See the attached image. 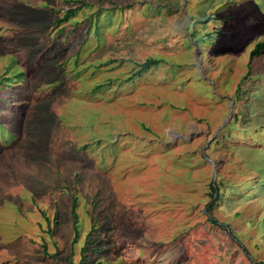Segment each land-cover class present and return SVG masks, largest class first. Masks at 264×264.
<instances>
[{
  "label": "rangeland",
  "instance_id": "1",
  "mask_svg": "<svg viewBox=\"0 0 264 264\" xmlns=\"http://www.w3.org/2000/svg\"><path fill=\"white\" fill-rule=\"evenodd\" d=\"M263 38L264 0H0V264H264Z\"/></svg>",
  "mask_w": 264,
  "mask_h": 264
},
{
  "label": "trees",
  "instance_id": "2",
  "mask_svg": "<svg viewBox=\"0 0 264 264\" xmlns=\"http://www.w3.org/2000/svg\"><path fill=\"white\" fill-rule=\"evenodd\" d=\"M70 11H71V9L67 10L61 17L56 19L55 23L60 24L61 22H64V21L68 20L71 17ZM193 35L195 37V32H193ZM204 36H209V33H204L200 37H195V42H198L201 38H204ZM263 50H264V38L254 44L253 48L249 52V58L251 59L255 55H257L260 52H262ZM160 62H161V58L147 57L144 61L138 63V68L135 71V76H138L141 73L143 74L144 72L150 70L152 67L158 65ZM250 73H251V69H250V66L248 64L246 77ZM240 91H241V87H240V83H238V85L236 86V97L237 98L240 96ZM210 188H211V193H210V203L207 205L208 209H210L211 206L213 205V203H215L219 199V197H221L219 182L217 184L214 183V182H211L210 183ZM75 207H76V201L72 197L71 198V207H70L72 221H73V231H72L73 233H72V238L70 240L72 246L76 242L77 235H78V232H79V230L77 228L78 224H77V214H76V211H75ZM208 220L211 223H214V224L217 223V221L213 217H209ZM91 242H92V240L90 239V235L89 234L87 235V233H86V236H85L84 240L82 241L81 250L79 252V258H80L79 259V264L80 263L81 264H89L90 263V256L89 255H90V253L92 252V249H93V248H91V246H92ZM237 243H239V245L242 246L243 249H245L243 243L240 240H237ZM72 250H73V247L71 248V252H70L71 255H72ZM93 251L97 252L96 250H93ZM72 261H73L72 259H69L68 263H66V264H75ZM97 262H99V261H97Z\"/></svg>",
  "mask_w": 264,
  "mask_h": 264
},
{
  "label": "crops",
  "instance_id": "3",
  "mask_svg": "<svg viewBox=\"0 0 264 264\" xmlns=\"http://www.w3.org/2000/svg\"><path fill=\"white\" fill-rule=\"evenodd\" d=\"M71 238H72V236H71ZM83 241V240H82ZM82 241H80L81 242V246H82ZM80 250H81V247L79 248ZM80 250H79V252H80ZM71 256V255H70ZM79 253L76 255V260H75V264H79ZM81 264V263H80Z\"/></svg>",
  "mask_w": 264,
  "mask_h": 264
}]
</instances>
